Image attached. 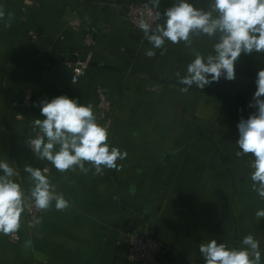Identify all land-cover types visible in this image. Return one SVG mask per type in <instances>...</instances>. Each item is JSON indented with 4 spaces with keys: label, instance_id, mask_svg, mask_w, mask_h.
I'll list each match as a JSON object with an SVG mask.
<instances>
[{
    "label": "crops",
    "instance_id": "obj_1",
    "mask_svg": "<svg viewBox=\"0 0 264 264\" xmlns=\"http://www.w3.org/2000/svg\"><path fill=\"white\" fill-rule=\"evenodd\" d=\"M134 2L149 0H0L14 14L10 28L0 23V160L17 170L25 191L24 166L48 168L71 205L42 212L33 228L23 213L19 241L0 234V264H144L127 260L129 225L146 227L163 241L158 264H205L201 243L240 247L249 234L260 242L264 264V218L255 216L264 200L251 189V156L235 155L237 124L256 111L248 105L264 53H242L234 81L221 77L182 93L175 73L183 75L194 56L183 42H166L165 54L157 49L147 57L152 45L124 14ZM189 2L205 10L209 4ZM173 3L160 0L159 11ZM88 26L96 45L89 70L75 83L64 60L83 49ZM213 43L193 38L205 55ZM100 87L113 102L108 121L98 107ZM28 92L32 105L15 107ZM60 95L93 106L110 146L127 153L117 161L119 171L60 173L36 159L26 139L32 121L43 119L39 102ZM20 110L24 119L17 120ZM28 240L31 247L24 246Z\"/></svg>",
    "mask_w": 264,
    "mask_h": 264
},
{
    "label": "clouds",
    "instance_id": "obj_2",
    "mask_svg": "<svg viewBox=\"0 0 264 264\" xmlns=\"http://www.w3.org/2000/svg\"><path fill=\"white\" fill-rule=\"evenodd\" d=\"M154 9V23L141 20L139 27L144 38L152 45L146 50L149 58L156 50L167 52L166 42H183L194 59L187 64L186 72L175 77L179 91L188 93L192 86L204 89L221 77L236 79L235 64L241 54L264 53V0H209L208 8H198L189 0H174L163 13L160 0H149ZM148 7V5H145ZM14 14L0 5V23L10 28ZM207 37L214 41L206 55L193 46V38ZM256 91L248 107L256 111L237 124L239 138L237 157L251 156L249 160L251 189L264 200V69L257 72ZM43 119L32 121L26 144L36 159L46 160L60 173L76 172L93 175L104 169L120 170L118 160L127 153L108 143L109 131L97 122L93 106L80 104L77 99L60 95L50 101L39 102ZM87 165V166H86ZM30 187L27 191L15 179L17 170L7 160H0V234L17 233L22 214L31 202L42 212L53 206L64 211L71 205L47 175L48 168L41 170L26 164ZM257 221L264 218V208L255 213ZM39 225L42 218H36ZM32 241L25 242L31 247ZM205 264H262L260 242L249 234L243 237L240 247H229L212 239L199 245Z\"/></svg>",
    "mask_w": 264,
    "mask_h": 264
},
{
    "label": "built area",
    "instance_id": "obj_3",
    "mask_svg": "<svg viewBox=\"0 0 264 264\" xmlns=\"http://www.w3.org/2000/svg\"><path fill=\"white\" fill-rule=\"evenodd\" d=\"M145 5H148L146 7ZM154 9L151 8L149 3L134 2L126 6L125 16L133 26L139 30L140 21L143 19L146 22L154 23L153 14ZM85 41L83 49H77L70 53L68 58L64 60L65 63L72 70V81L77 83L81 77L84 76L91 66V56L94 52L96 39L93 35L91 27L85 28ZM143 33V32H142ZM98 94V107L104 113L106 121L111 115L113 102L107 91L100 87L97 89ZM32 94L28 92L21 100L15 101V107L22 108L32 105ZM109 116V117H108ZM17 120L24 119V113L20 110L15 115ZM42 211L36 209L31 202L25 211L28 218V225L30 228L35 226L34 220ZM131 226V225H130ZM13 240L19 241L21 236L19 232L10 234ZM126 247H127V260L131 263H144V264H158L164 255V243L153 231L148 228L131 226L126 231Z\"/></svg>",
    "mask_w": 264,
    "mask_h": 264
},
{
    "label": "trees",
    "instance_id": "obj_4",
    "mask_svg": "<svg viewBox=\"0 0 264 264\" xmlns=\"http://www.w3.org/2000/svg\"><path fill=\"white\" fill-rule=\"evenodd\" d=\"M53 62V61H52ZM240 102V101H239ZM132 226V225H131ZM130 225L128 227H131ZM134 226V225H133Z\"/></svg>",
    "mask_w": 264,
    "mask_h": 264
}]
</instances>
